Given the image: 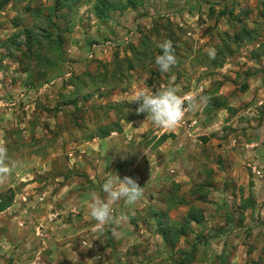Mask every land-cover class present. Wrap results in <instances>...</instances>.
Wrapping results in <instances>:
<instances>
[{"label":"rangeland","instance_id":"374dc122","mask_svg":"<svg viewBox=\"0 0 264 264\" xmlns=\"http://www.w3.org/2000/svg\"><path fill=\"white\" fill-rule=\"evenodd\" d=\"M67 2L69 8L59 9L55 0H12L0 8V142L15 163L8 180L0 184V193L18 199L11 213L14 220L0 215V223L13 225L10 237L0 230V239L4 235L14 240L2 242L0 264H118L112 259L118 246L106 253L97 239L106 236L113 242L112 226L103 232L84 230L80 221L96 222L74 214L85 210L87 192L102 189L101 179L97 183L89 179L90 167L93 171L98 167L84 155L94 139L114 131L124 134L128 148L135 150L143 135L145 144L157 149L162 135L173 132L154 125L145 113L138 115V104L130 100L135 91L154 93L168 86L176 87L181 96L195 97V107L182 124H190L188 115H193L203 128L188 142L191 149V143L202 141L191 151L195 162L188 156L170 162L175 160L183 172L201 164L206 175L195 180L190 176L194 181L190 194L185 185L180 190V184H172L169 192H159L141 211L134 208L136 232L131 235L154 240L158 247L153 252L133 250L144 257L157 251L174 264H264V177H253L264 175L257 174L264 170V0ZM96 4L108 7L105 15L99 14L102 8ZM164 40L172 41L177 58L167 73L155 64L161 54L157 45ZM212 48L214 60L206 52ZM211 124L212 132L203 127ZM246 142L253 143L250 158L231 165L245 178L240 185L224 186V208L208 205L207 196L222 193L212 179L223 152ZM79 153L83 159H74ZM94 159L98 161V156ZM135 171L132 178L141 176ZM167 197L174 198L171 205L184 197L196 213L203 210L202 221H189L187 206L170 209L161 204ZM46 206L52 211L48 213L52 226L41 216L42 226L27 232V220L35 218L40 207L48 210ZM64 225L80 230L75 241L55 238ZM119 228L118 233L125 234L122 224L115 226ZM182 228L187 232L180 235ZM160 229L168 231L167 240L185 246L162 250L161 236L156 235ZM124 234H119L122 239ZM100 252L111 260H97ZM141 259L137 264L148 263ZM129 263L133 262L122 264Z\"/></svg>","mask_w":264,"mask_h":264},{"label":"crops","instance_id":"0c3cea01","mask_svg":"<svg viewBox=\"0 0 264 264\" xmlns=\"http://www.w3.org/2000/svg\"><path fill=\"white\" fill-rule=\"evenodd\" d=\"M189 118H192V121L190 122V124L188 123L186 125V123H181L178 127H176L175 129H170V132L172 131L173 133H167L170 134L168 136V138H175L172 139V141H176V143H169V144H165V141L168 139L166 138L165 140L161 141L160 145H158L157 149L154 148V146L152 145H147L145 144L144 140V136L142 135L140 139H142L141 142L137 143V148L131 149L127 147V142L126 138L124 136V134L122 133H118L115 132L113 134H107L106 136H103L104 138L102 139H94L91 144V142L89 144H91V146H89L90 151H87V153H85V157L87 158V161H91L98 167L97 171H93L92 168L90 167L92 176H89V179L92 180L93 182L97 183V178L101 179L100 181L102 182V184L105 181L106 178V173L112 172L110 173L111 175H115L117 174L119 177H124V176H131L132 171H135L136 169V175L138 173L141 174V176H137V178L135 177V175H133V179H135L138 184L144 188V194L143 197L140 201H138L136 204L134 205H125L123 200H120L116 203H114L112 205L113 208V214L120 220V224L123 225V229L121 231L125 232L124 233H118L119 229H115V226L117 225H108L105 226V228L111 227L112 230L115 229V232L117 231V233L115 234V238L114 241L111 242L110 240H106V236H102V238H97L100 243L102 244V247L104 248V252L106 253H110L112 251V246L116 245L118 246L117 252L115 253V256L113 259L114 262H117L118 264H122V263H127V262H133L135 264H137V260H140V258H142L141 260H145L148 261V263L150 262L151 264H174V262L171 259L165 258V256L167 255H163V256H159V253L157 251L155 255L158 256H152L154 253H152L150 256L147 255L146 257L142 255H138L137 251L138 250L140 253H142V251L148 250L150 252H153V250H156L157 243H153L152 242L154 240H143L142 238H137V234L136 235H131L133 232H136L135 230V226L132 223V217L137 214L135 211V207L140 208L139 211H141L142 208L152 204L153 202H155V199H157V195L158 193H167L169 192L168 190L170 189V186L172 184H180V190L182 188V185L184 186V190H190L188 194L191 193V187L190 185L194 182L191 177L195 180L196 178L202 179L203 177H205L204 175V170H205V166L201 165L196 169V170H188L187 172H183L182 168L180 165H176V161L173 159L178 158H182L184 156H188L190 158V160H192V162H195L194 160V156L191 155V151L193 150V148H196L200 143H202L201 140L196 141V143H191V149L189 148V144L188 142L190 140H192L194 137L192 136V134L195 133V131H197L198 129H203L200 126V122L199 119L195 118L193 115H188ZM201 120V118H200ZM187 122V121H186ZM197 123V124H195ZM186 125V126H185ZM216 127L218 126V123L216 122ZM203 127H207L206 130H210L211 131V127L212 124L209 126H203ZM146 127L142 128V132H145ZM202 139H206L205 137H202ZM197 142L199 144H197ZM168 143V142H167ZM89 144H86L89 145ZM122 144V145H121ZM245 146H237L235 144H233V149L231 152L230 151H224L223 152V162L219 161L220 165L216 164L215 171L218 173L217 176H214L215 178L212 179V182H214V184H217V190L222 192L220 193L218 196H215L214 194L204 197L206 200H204L205 202H208L207 204L215 208H220V206L222 205V207L224 208V186L228 185V184H236V185H240L241 179L245 178V173L244 176H240L237 174V172L235 171V167L236 166H231L232 163L234 165H236L234 162H238L240 165L244 164V160H248V158H250L251 156V152L249 151L250 148H252L253 143H242V145ZM202 145V144H200ZM122 146V148H121ZM168 146V147H166ZM170 146V147H169ZM164 147L168 148V149H164ZM224 147V146H223ZM220 150L223 151L225 149V147ZM218 148V147H217ZM154 149V150H153ZM244 151V153H242ZM219 152V151H217ZM84 154V153H82ZM93 154V155H91ZM217 154V153H216ZM215 154V155H216ZM78 154H74V159H83L82 156H80V153ZM219 155V154H218ZM95 156H98V161H96L94 159ZM99 156H104V158L99 159ZM245 157V158H244ZM110 158V160L108 161L107 159ZM240 158V159H239ZM94 159V160H93ZM149 160V162L147 161ZM151 160V161H150ZM179 159H177L178 161ZM213 160V157H212ZM209 161V160H208ZM234 161V162H233ZM80 163V162H78ZM165 167V168H164ZM196 167V166H194ZM167 168V169H166ZM155 169V170H154ZM154 170V171H153ZM141 171V172H140ZM255 171V169L253 170ZM206 173V172H205ZM264 173V170H260V174ZM88 174V173H87ZM258 174V173H257ZM259 174V175H260ZM256 175V174H255ZM191 176V177H190ZM149 177V178H148ZM255 177H264L263 176H253ZM153 179L155 183L149 182L148 180ZM171 179L175 180V183L173 181H171ZM201 180H199L200 182ZM261 181V179H260ZM161 182V183H159ZM190 182V183H189ZM189 183V184H188ZM261 183V182H260ZM263 183H264V179H263ZM155 184V186L152 187V185ZM182 184V185H181ZM262 184V183H261ZM258 188V187H257ZM83 191L86 190H80L78 192L82 193ZM89 191V190H88ZM96 192L99 197L101 199H106V194L101 190H96L91 189V192ZM228 189H226V193H228ZM91 192H87L86 196H84V200L86 201V204L88 203L90 197L89 194ZM193 194H195L192 191ZM1 194V193H0ZM18 195V194H17ZM183 196V195H182ZM233 197V196H231ZM203 198V199H204ZM1 200V198H0ZM18 199H13L12 203L5 208L4 210H2L0 212L1 214H6V218L8 220V217L10 216L11 220L12 219V215L11 214L13 212V208H15L18 203L16 202ZM184 197L182 199V202H178L175 205H169L170 209H174L175 207H182V206H187V212H189L190 208H194L193 205H188L185 201H184ZM212 201V202H211ZM215 201V202H214ZM16 203V204H15ZM161 204L167 205L166 203L161 202ZM187 204V205H186ZM46 208L48 210H44L42 209V207L38 208L41 212L40 213H36L34 214L35 218H30L29 220H27L28 225H26L27 228V232L32 233V229H30V227L32 228H37L38 226H42L40 225L41 222H39V220L41 218V216H43L42 219H44V222H48V213L49 211H51V209H49L48 206H46ZM68 208V207H66ZM85 210L84 211H76L75 209H72L74 211H76V213H74L75 215L78 214H82V215H87L90 216L88 214V208L87 205H85ZM203 208L200 206V209ZM12 210V211H11ZM202 210V209H201ZM62 211H65V208L62 207ZM73 211V212H74ZM52 212V211H51ZM69 212V211H67ZM10 213V215H8ZM47 213V214H46ZM203 213V210H202ZM72 215V214H71ZM170 215V214H169ZM186 215H188V213H186ZM119 216V217H118ZM41 219V220H42ZM31 220V221H30ZM38 221L36 223V221ZM59 221V220H58ZM84 221H86V218L83 219V221L81 223V226L83 227L84 230H89L90 228L93 230H96L95 228V224H88V223H83ZM122 222V223H121ZM48 225L52 226L51 222H48ZM54 226L58 227L56 225V223H53ZM11 226H13L12 224L8 223L5 226V223H0V230L2 233L3 232H7V236L10 237V229ZM25 226V225H24ZM141 229L143 228V224L140 225ZM145 227V226H144ZM59 228V227H58ZM63 232L60 236L55 237L56 239H60L61 237L64 236V239H66V241H75L76 239V235L80 232V230H78L76 225H70L69 230L68 228L64 225V229H61ZM41 231V230H40ZM148 231V230H147ZM42 235L45 234L46 230H42ZM142 232V230H141ZM149 232V231H148ZM119 234H124L125 235V239H122L120 237ZM130 234V235H128ZM75 235V237L73 236ZM121 235V236H122ZM158 237L159 235L161 236V240L160 242H158L159 244L162 245L163 249L162 250H168L171 252V250L174 251L175 248H181L182 246H185V242H183L180 244L179 240H177L176 242H172L170 240H167L164 238V236L160 233L157 232L156 234ZM7 236H2V239H0V246H5L2 242H6V243H12V239H9ZM98 237V236H96ZM164 238V239H163ZM130 239V240H128ZM44 241H46V238H44ZM169 245L166 246L165 242ZM179 242V244H178ZM150 243V244H147ZM56 244V243H55ZM178 244V245H177ZM9 245V244H8ZM7 245V246H8ZM146 246V249L145 247ZM181 246V247H180ZM53 249H55V247L52 246ZM131 249L132 251L130 252ZM136 249V250H133ZM178 249V250H179ZM56 252V250H54ZM100 257L97 256L96 254V259L97 260H111L110 257H105V254L103 252L99 253ZM132 258V259H131ZM154 259V260H151ZM3 263V261H2ZM133 263H129V264H133ZM143 262L142 264H148ZM175 264H178L177 262H175Z\"/></svg>","mask_w":264,"mask_h":264},{"label":"clouds","instance_id":"9594fccd","mask_svg":"<svg viewBox=\"0 0 264 264\" xmlns=\"http://www.w3.org/2000/svg\"><path fill=\"white\" fill-rule=\"evenodd\" d=\"M157 47L161 54L155 57V64L161 73H167L177 64L172 41L164 40ZM210 59L216 58L214 48L206 50ZM130 103L138 104L136 113H145L147 119L154 125L163 129H175L178 127L187 112L195 107V97L181 96L178 89L173 86L162 88L157 92L147 90L135 91ZM15 163L8 156V149L3 142H0V184H4L12 174ZM106 173V178L102 184V191L106 194V199H101L96 192L89 194L87 203L88 214L96 222L95 228L103 232L105 226L119 225L120 220L113 214L112 205L123 200L125 205H134L140 201L144 194V188L131 176L119 177L117 174ZM115 235V229H113Z\"/></svg>","mask_w":264,"mask_h":264},{"label":"trees","instance_id":"16d2710c","mask_svg":"<svg viewBox=\"0 0 264 264\" xmlns=\"http://www.w3.org/2000/svg\"><path fill=\"white\" fill-rule=\"evenodd\" d=\"M12 0H0V8H2L3 6L7 5L9 2H11ZM112 2V1H111ZM101 3L102 5H105V0H101ZM70 4H68L67 0H55V5L54 7H58L59 9L60 8H69ZM96 7L98 9H101L102 7H99V4H96ZM108 7H103L101 12L99 13L100 15H105L106 14V10H107ZM116 8H119V7H116ZM110 10V9H108ZM109 134V133H108ZM168 134H164L162 135L161 137V141L165 140L166 138H168ZM0 212L2 210H4L5 208H7L13 201L14 199V194H11L10 198H5L4 197V194L1 193L0 194ZM174 198L173 197H167L166 199H164V203L168 204V205H171V200H173ZM194 208H190L189 212H188V217H189V221L191 220H194V221H202V218H203V213L202 211H200V213H196V211L194 210ZM157 214V213H155ZM190 223V222H189ZM158 232H160L165 238L167 235L166 232H168L167 230H163V229H160V231L158 230ZM187 232V228H182L181 231L179 232V234H185ZM168 239V238H166ZM191 254V253H190Z\"/></svg>","mask_w":264,"mask_h":264},{"label":"built area","instance_id":"2783aa9c","mask_svg":"<svg viewBox=\"0 0 264 264\" xmlns=\"http://www.w3.org/2000/svg\"><path fill=\"white\" fill-rule=\"evenodd\" d=\"M259 172H260V171H258V174H260Z\"/></svg>","mask_w":264,"mask_h":264}]
</instances>
